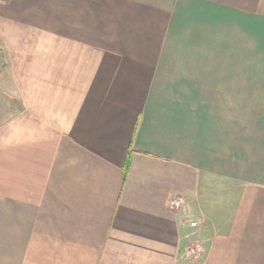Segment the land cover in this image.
Here are the masks:
<instances>
[{"label":"crops","instance_id":"1","mask_svg":"<svg viewBox=\"0 0 264 264\" xmlns=\"http://www.w3.org/2000/svg\"><path fill=\"white\" fill-rule=\"evenodd\" d=\"M0 264H264V0H0Z\"/></svg>","mask_w":264,"mask_h":264},{"label":"built area","instance_id":"2","mask_svg":"<svg viewBox=\"0 0 264 264\" xmlns=\"http://www.w3.org/2000/svg\"><path fill=\"white\" fill-rule=\"evenodd\" d=\"M184 205V198L181 195H175L173 197H170L167 199L166 206L168 210L175 211L178 209H181ZM191 225H195L194 222L191 223ZM185 254L189 255L193 258H196L198 256V250L193 247H188L185 250Z\"/></svg>","mask_w":264,"mask_h":264},{"label":"trees","instance_id":"3","mask_svg":"<svg viewBox=\"0 0 264 264\" xmlns=\"http://www.w3.org/2000/svg\"><path fill=\"white\" fill-rule=\"evenodd\" d=\"M131 159H130V155H127L124 161V165H123V172L124 175L126 176L127 171L129 169V165H130Z\"/></svg>","mask_w":264,"mask_h":264}]
</instances>
